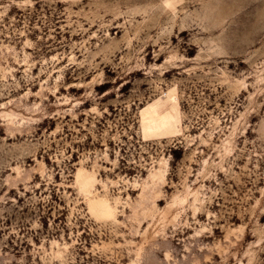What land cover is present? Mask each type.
<instances>
[{"label":"rangeland","instance_id":"rangeland-1","mask_svg":"<svg viewBox=\"0 0 264 264\" xmlns=\"http://www.w3.org/2000/svg\"><path fill=\"white\" fill-rule=\"evenodd\" d=\"M0 264H264V0H0Z\"/></svg>","mask_w":264,"mask_h":264}]
</instances>
